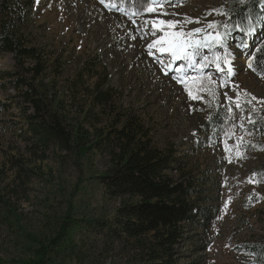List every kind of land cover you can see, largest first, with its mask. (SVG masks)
Segmentation results:
<instances>
[{
	"label": "rangeland",
	"instance_id": "rangeland-1",
	"mask_svg": "<svg viewBox=\"0 0 264 264\" xmlns=\"http://www.w3.org/2000/svg\"><path fill=\"white\" fill-rule=\"evenodd\" d=\"M124 1L34 0L28 4L29 0H7L13 9L8 16L16 22L17 34L44 53L48 66L59 59V75L49 71L45 81L54 80L57 92L66 96L73 112L69 114L70 120L83 123V128L89 131L91 146L99 134L105 135L116 128L119 118L133 114L150 129L153 144L163 151L172 149L185 168L182 173H189L194 178L197 193L191 200L198 210L193 222L182 225L185 235L175 248L176 263L257 264L249 246L264 242V183L260 175L256 177L259 183H248L247 179L264 164V135L258 130L259 125L254 135L246 139L261 147L249 148L246 159L227 163L223 159L222 135L216 137L214 144H209L205 138L214 134L215 125L219 128V123H210L209 117L215 116L218 106L226 104L224 93L235 97L231 85L218 89L219 99L213 102V107L203 101H190L183 86L174 78L177 75L175 69L183 67L184 61H176L165 75L164 64L160 61L166 63L168 54L155 50L149 54L147 50V44L155 37L141 39L137 33L136 40L127 38V31L134 29L125 13L136 10L123 5ZM227 1L182 0L177 6H165L167 12H175L177 16L162 18L179 20L186 15L201 19V24H187L185 30L200 27L206 21L228 23V15H208L206 21L204 17V13L212 9L222 8L226 13ZM156 15L150 13L136 19ZM252 25L251 35L245 37L235 31L231 34V50L236 53L232 82L239 90H247L258 99H264V77L247 67L246 57L235 47L242 39L250 45L249 51L264 45V11L261 21ZM214 53L223 56L218 48L206 50L210 58ZM12 66L10 55L0 53V74L10 71ZM222 67L227 68V65L222 64ZM80 73H83L84 84L72 91L70 82ZM203 74L211 75L219 83L221 74L215 71L214 64L203 69ZM96 82L112 90L114 114L91 107L88 93ZM13 95L12 89L0 91V102H9V96ZM205 99L210 98L206 96ZM224 115L221 110L220 118ZM239 115L236 112L237 121ZM22 121L14 107L7 114L0 113V170L4 182L14 180V171L7 159L12 156L23 162L24 170L32 172L22 184L17 181L19 186L15 193L9 194L7 205L0 209V259L14 264L25 258L28 243L23 232L49 236L66 211L67 203L71 202L73 218L81 223L73 236L76 253L66 257L67 264H155L150 258L149 236L135 241L110 236L107 229L100 230L104 221L115 218L116 210L122 205V200L104 195L99 184V176L110 163L109 153L94 148L90 158L84 161L85 173L80 179L71 159L67 155L63 157L66 153L59 154L60 151L52 149L43 160L38 157L39 151L37 155L29 153L26 143L20 140L19 134L24 128ZM246 127L250 126L246 123ZM193 131L198 133L199 142H194ZM237 134H240L239 129ZM234 142V139L227 141L229 145ZM171 176L175 181L179 178L178 173H171ZM78 181L82 183L72 197ZM253 193L256 196L248 206V197ZM92 221L97 223L87 224Z\"/></svg>",
	"mask_w": 264,
	"mask_h": 264
},
{
	"label": "trees",
	"instance_id": "trees-1",
	"mask_svg": "<svg viewBox=\"0 0 264 264\" xmlns=\"http://www.w3.org/2000/svg\"><path fill=\"white\" fill-rule=\"evenodd\" d=\"M32 3L34 0H29L28 4ZM123 5L136 10L131 0H125ZM11 9L7 0L0 2V53H8L13 63L10 71L0 74V91H14L9 102H0V113L7 114L12 107L16 108L24 126L19 134L20 140L26 143L28 152L37 155L39 151L40 160L45 159L46 153L52 149L60 151L59 154L66 153L62 154L63 157L67 155L71 159L80 179L85 173L84 161L90 158L94 148L109 153L110 163L105 173L99 176V184L104 195L122 200V205L116 210L115 218L104 221L100 230L107 229L110 236L135 241L149 236L152 261L155 264H177L175 248L185 235L182 225L193 222L198 210L191 200L197 193L194 178L189 173H182L185 168L172 149L163 151L153 144L150 129L133 114L119 118L116 121L119 126L115 125L116 128L105 135L99 134L91 146L89 131L83 128V123L70 120L69 114L73 112L66 96L57 92L54 80L45 81L49 71L59 75V59L48 66L44 53L17 34L16 22L8 16L13 11ZM226 13L231 17L230 24L247 18L245 26L257 24L262 17L261 7L255 0H228ZM83 79V73L77 74L70 82L71 90L83 85ZM88 94L94 110L114 114L112 90L96 82ZM109 148L112 151L109 152ZM7 159L14 171V180L5 183L0 170V209L7 205L9 194L15 193L19 183L22 184L23 179L32 174L23 169L19 158L12 156ZM171 173H178L179 178L175 181ZM257 173H264V164ZM261 181L264 183V176H261ZM81 183L76 182L72 197ZM73 211L71 202H68L66 211L49 236H34L24 231L27 254L14 264H67L66 257L76 253L73 236L81 223L73 218ZM8 219L7 216L5 220L8 222ZM94 223L97 221L87 222L89 225ZM249 247L256 263L264 264V242L251 243ZM7 263L0 259V264Z\"/></svg>",
	"mask_w": 264,
	"mask_h": 264
},
{
	"label": "snow or ice",
	"instance_id": "snow-or-ice-1",
	"mask_svg": "<svg viewBox=\"0 0 264 264\" xmlns=\"http://www.w3.org/2000/svg\"><path fill=\"white\" fill-rule=\"evenodd\" d=\"M127 2V0H126ZM182 0H131L132 6L136 9L134 12L125 13L132 21L133 29L127 31L128 39L136 40L137 33L141 39L148 37H155L147 44L149 54L153 50L161 54H168L166 63L164 60L160 62L164 64L165 75H168V69L175 64L176 61H184L183 67L175 69L177 75L174 77L177 83L181 84L187 92L190 101H203L208 107H213V102H218V89L227 88L231 85V91L235 92V97L229 96L227 92L224 93L226 104L218 106L215 116H210V123H219V128H213V135L206 136L209 144L216 143V137L222 135L223 147L225 156L223 159L227 163L246 159L245 153L249 148H260V145L252 143L246 137L254 135L259 125V131L264 135V99H258L247 90H239V86L232 82L235 75L234 60L236 53H234L230 45V38L233 31L241 32L245 37L251 35L254 31V25L249 24L245 26L242 18L240 22L230 24L222 23L220 21H206L208 15H225L227 13L221 9H212L204 13L205 23L200 27L191 30H185L187 24L195 23L201 24L200 18H191L184 16L183 19H163L162 17L171 15L173 17L178 14L175 12L169 13L166 10V5L177 6ZM264 11V0H255ZM104 3V0H100ZM150 13H157L158 15L150 18H143L137 21V17H144ZM231 19V17H229ZM127 28V25H125ZM223 29L222 31L220 29ZM212 30V31H210ZM161 33L162 35H158ZM235 47L239 52L246 57L247 67L257 75L264 77V46H257L249 51L250 45L241 40ZM218 48L223 52V56L214 53L210 58L206 54V50L211 51ZM215 66V71L221 74L219 83L211 78V75H204L203 69L210 65ZM222 64L227 65V68L222 67ZM189 73H194L190 75ZM171 78V77H170ZM210 99H205V97ZM192 106L189 104V109ZM202 110V109H198ZM225 112L224 118H220V111ZM236 112H239V121L236 119ZM249 125L250 127H246ZM239 129L240 134H237ZM206 132L207 128L204 129ZM194 142H199L200 137L197 132L193 131ZM234 139V143L229 145L227 141ZM257 175L264 176V173H253L248 177V183H259L256 179ZM253 193L248 197L249 205L253 201ZM229 203L231 196H229Z\"/></svg>",
	"mask_w": 264,
	"mask_h": 264
}]
</instances>
